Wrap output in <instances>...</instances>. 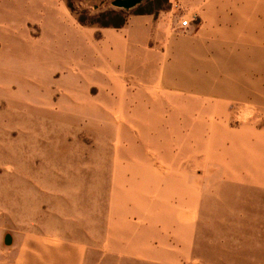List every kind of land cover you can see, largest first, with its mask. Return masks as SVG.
<instances>
[{
  "label": "rangeland",
  "instance_id": "374dc122",
  "mask_svg": "<svg viewBox=\"0 0 264 264\" xmlns=\"http://www.w3.org/2000/svg\"><path fill=\"white\" fill-rule=\"evenodd\" d=\"M113 1L0 0V264H264L250 236L264 220V154L222 158L201 146L210 130H187L189 110L148 98L178 96L158 76L145 85L105 66L136 20L163 29L147 47L158 65L168 48L178 63L190 49L211 58L204 47L220 28L236 34L247 4ZM243 108L229 106L231 129L246 118L264 131V110Z\"/></svg>",
  "mask_w": 264,
  "mask_h": 264
},
{
  "label": "crops",
  "instance_id": "0c3cea01",
  "mask_svg": "<svg viewBox=\"0 0 264 264\" xmlns=\"http://www.w3.org/2000/svg\"><path fill=\"white\" fill-rule=\"evenodd\" d=\"M242 2L247 4L244 6V12L248 13L245 16H240L241 19H244L243 24L234 28L238 30L236 34L225 27L216 31L221 37V41L212 43L209 48L208 46L204 47L206 52L213 51L211 58L194 53L193 49H190L185 61L178 63L176 61V48L175 54H172L171 49L168 48L162 58L163 63L158 65L159 56L147 47L149 41L153 39L152 36L159 35L163 29L161 26L154 29L149 28L143 25L146 20H136L135 26L127 28L124 32L128 36L127 39L124 40L117 36L118 40L121 41L120 48L123 49L121 54L115 55L119 57L120 60L116 59L120 63L118 65H107L106 63L105 66H109L110 70L117 66L122 67L123 73H134L136 82L145 85L152 83L153 78L158 76V82L160 84L165 83L164 85L168 88H164V93L167 95L178 94V96L174 98L170 96L148 98L157 99L159 102L170 99L176 101L175 109H171L169 105L168 114L170 115L188 114L189 110L192 118L188 122L191 126L187 130L199 128L201 132L206 134L209 130L211 131L210 136L203 137L201 146L205 147L211 142L222 158L240 157L243 159L246 157L248 161H252L253 157L260 160L264 154V151L258 148L264 145V131L261 132L258 129L261 121L249 122L244 118L240 128L231 129L232 115L229 112V106L237 104L246 110L248 108L264 110V0H242ZM262 4L263 10L261 12ZM180 22L179 20V26ZM107 52L106 50L105 58L108 56ZM117 52L116 49L115 53ZM166 56L171 57L172 61H165ZM110 57L115 58L112 52ZM84 59L81 63H87L89 60L86 59V56ZM232 61L235 62L233 65H231ZM245 61L249 62V66L238 65L239 62ZM188 65L197 68L198 76H190L191 69H189V75V71L186 69ZM158 109V113H164L166 106H160ZM254 109L249 111L247 115H253ZM210 117L212 118L211 122ZM224 140H230L234 144L239 142V145L231 149L224 145ZM245 171L248 174L251 173L250 168ZM176 175H181V173ZM188 176L191 175L186 174L185 178ZM251 179H254L256 185L258 176ZM259 179L264 181V177L260 176ZM255 227L260 230H251L252 240L257 236H262L261 242H264V220L260 219L259 224ZM256 241L257 239H255ZM44 254L46 253L44 252ZM254 258L264 259V243L261 244L259 254L254 255Z\"/></svg>",
  "mask_w": 264,
  "mask_h": 264
},
{
  "label": "water",
  "instance_id": "95a60500",
  "mask_svg": "<svg viewBox=\"0 0 264 264\" xmlns=\"http://www.w3.org/2000/svg\"><path fill=\"white\" fill-rule=\"evenodd\" d=\"M142 2L143 0H114L113 5L118 8L132 9Z\"/></svg>",
  "mask_w": 264,
  "mask_h": 264
},
{
  "label": "built area",
  "instance_id": "2783aa9c",
  "mask_svg": "<svg viewBox=\"0 0 264 264\" xmlns=\"http://www.w3.org/2000/svg\"><path fill=\"white\" fill-rule=\"evenodd\" d=\"M190 26L189 20H181L180 28L186 30Z\"/></svg>",
  "mask_w": 264,
  "mask_h": 264
}]
</instances>
